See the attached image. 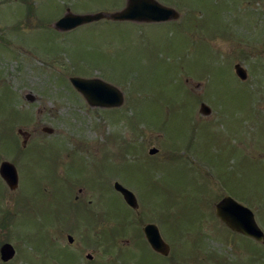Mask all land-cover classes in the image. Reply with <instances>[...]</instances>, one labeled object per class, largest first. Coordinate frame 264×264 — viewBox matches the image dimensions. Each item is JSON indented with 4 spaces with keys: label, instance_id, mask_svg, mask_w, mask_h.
Returning a JSON list of instances; mask_svg holds the SVG:
<instances>
[{
    "label": "rangeland",
    "instance_id": "rangeland-1",
    "mask_svg": "<svg viewBox=\"0 0 264 264\" xmlns=\"http://www.w3.org/2000/svg\"><path fill=\"white\" fill-rule=\"evenodd\" d=\"M157 1L179 18L60 32L67 8L115 13L127 0H0V165L19 175L14 191L0 176L9 264H98L66 253L68 235L85 255L103 244L100 264H264V245L215 213L231 196L264 231L262 0ZM73 77L116 86L123 105L91 107ZM115 182L137 196L138 211ZM76 196L86 205L75 208ZM147 224L159 227L167 258L148 245Z\"/></svg>",
    "mask_w": 264,
    "mask_h": 264
},
{
    "label": "water",
    "instance_id": "water-1",
    "mask_svg": "<svg viewBox=\"0 0 264 264\" xmlns=\"http://www.w3.org/2000/svg\"><path fill=\"white\" fill-rule=\"evenodd\" d=\"M179 18V13L173 9L166 7L157 0H127V6L124 10L115 13L100 12L96 14H73L71 11L60 19L56 24V29L59 31H68L84 24L98 22L104 19L119 22H166ZM236 75L246 81L248 72L241 65L235 66ZM74 88L83 95L87 103L91 107L98 108H117L123 105V92L116 86L111 85L101 79H85L73 77L70 79ZM27 101L34 102L35 96L28 94ZM212 109L205 103L201 104L200 114L209 116ZM44 132L52 134L51 128H44ZM19 134L23 136V145L26 146L30 134L19 130ZM157 149L150 150V155H156ZM0 176L8 185L11 191H14L19 186L18 171L10 162L4 161L0 166ZM114 188L119 192L125 203L132 209L138 210L139 203L136 195L125 188L120 183L116 182ZM216 217L226 225L232 232L244 235L258 242L264 243V232L258 225L254 212L243 204L237 202L230 196H225L215 207ZM146 240L152 249L163 255L168 256L170 246L164 241L160 229L155 224H148L143 229ZM15 256V249L11 244H4L1 248V257L4 262H8Z\"/></svg>",
    "mask_w": 264,
    "mask_h": 264
},
{
    "label": "flooded vegetation",
    "instance_id": "flooded-vegetation-1",
    "mask_svg": "<svg viewBox=\"0 0 264 264\" xmlns=\"http://www.w3.org/2000/svg\"><path fill=\"white\" fill-rule=\"evenodd\" d=\"M262 4H263V6H264V0H262ZM68 11H71L73 14H86V13H74L72 10H71V8H67L66 9V13H68ZM105 12H112V11H105ZM263 14H264V7H263ZM173 21H175V20H173ZM84 188V187H83ZM83 188H81V189H83ZM79 190V193L80 194H82L83 193V190ZM73 205H74V207L75 206H77V207H75V208H79L81 205H86L85 204V202L84 201H79V197L78 196H76L75 197V202L73 203ZM76 214H78V212H76ZM67 239H68V243H69V246L67 247V249L65 248L64 250L66 251V253H70V251H75L76 252V257L80 260V261H83L82 259L84 258V257H86L87 259H88V261H90V262H97L98 264H100V262H99V250L100 249H102L103 251H104V253H105V250H104V246H102L103 244H101L99 241H97V249L95 248V246H94V249H96V250H94L95 251V253H94V255L93 254H91V253H88V254H84V248L81 250L80 248H73L72 247V245H74V244H76V242H75V238L72 236V235H68L67 236ZM5 244V243H4ZM3 244V245H4ZM2 245V246H3ZM1 246V247H2ZM0 250H1V248H0ZM55 254V253H54ZM158 254V253H157ZM160 255V254H159ZM162 256V255H161ZM0 257H1V253H0ZM53 257V259H54V263H56L55 261H58V259L55 257V256H52ZM162 257H165V256H162ZM168 256H166L165 258H167ZM1 260H2V257H1ZM104 261V260H103ZM2 262H3V264H9V262H4L3 260H2ZM69 263H70V261H69ZM57 264V263H56Z\"/></svg>",
    "mask_w": 264,
    "mask_h": 264
}]
</instances>
